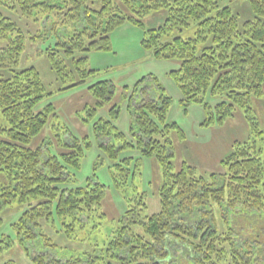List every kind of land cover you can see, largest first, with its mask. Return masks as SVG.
<instances>
[{
	"label": "trees",
	"instance_id": "trees-1",
	"mask_svg": "<svg viewBox=\"0 0 264 264\" xmlns=\"http://www.w3.org/2000/svg\"><path fill=\"white\" fill-rule=\"evenodd\" d=\"M246 1L253 20L240 25L238 15L228 6L219 8L216 0H0V171L8 179L0 183V226L3 209L17 200L26 205L12 223L19 244L34 240L32 230L38 228L44 246L64 253L43 234L40 220L83 244L60 259L31 256L34 264H264V127L254 107L264 94V0ZM161 9L164 21L147 29L141 43L154 58L179 63L169 75L181 94L182 111L199 106L201 127L222 126L237 112L246 124V138L233 140L220 159L223 173L199 174L184 158L176 167L167 136L172 128L180 140L185 136L175 122H167L172 98L152 76L134 84L126 101L128 133L120 131L115 121L121 106L112 103V81L87 79H94L98 70L88 68L87 57L77 54L110 50L109 35L116 27L126 21L142 27L144 16ZM4 11L33 18L57 37L59 27L72 26L71 34L56 40L58 48L50 49V68L60 82L68 83L55 93L90 83L86 89L94 105L81 122L91 123L97 148L111 160L114 187L125 205L117 217L108 219L102 209L105 186L94 174L84 185H72L90 148L87 136L79 139L61 124L52 147L43 148V142L32 147L57 118L52 104L44 105L55 93L46 91L35 67L18 69L26 35ZM191 20L198 25L195 38L164 40ZM208 39L211 44L198 49ZM145 81L150 87L138 88ZM98 109H105L108 118L98 117ZM131 148L158 163L159 210L152 214L145 213L144 194L130 193L123 184L129 171L122 163L131 158L120 156ZM14 244L4 236L0 252Z\"/></svg>",
	"mask_w": 264,
	"mask_h": 264
},
{
	"label": "rangeland",
	"instance_id": "rangeland-1",
	"mask_svg": "<svg viewBox=\"0 0 264 264\" xmlns=\"http://www.w3.org/2000/svg\"><path fill=\"white\" fill-rule=\"evenodd\" d=\"M216 3L219 8L228 6L237 14L240 25L245 20H253V15L246 0H216ZM4 13L12 21L16 22L26 35L25 49L21 55L18 69L30 66L35 67L40 73L46 91L50 93H55L59 88L67 85V82L62 83L56 78V75L50 68L48 57L49 53H51V48H58L54 46L58 37L63 38V34L64 37L67 34H71L73 31L72 26L65 25L64 28L59 27L57 37L53 32L50 34L45 27L34 22L33 18L26 19L21 17L19 13L7 11H4ZM165 17V10L161 9L159 11H152L150 14L144 16L141 19L143 23L142 27L126 21L110 33V50H92L77 54L87 57L88 68L98 70L94 79H87L90 81L91 79L93 81L105 79L112 81L115 89L112 103H117L121 106L119 115L115 121V125L120 131L125 134L128 133L129 114L126 109V101L129 94L133 91L134 84L142 77L152 76L172 98V103L167 114V122H175L185 136L184 141L180 140L176 132L177 129L173 128L167 136L173 142L172 146L175 150L173 162L176 167L179 166L181 160L184 158L196 168L199 174L204 172L223 173L220 159L229 150L233 140H243L246 138V124L241 114L237 112L232 119L226 121L222 126L201 127L200 123L204 119V113L199 106L189 107L186 113L182 111V107L179 104L181 94L169 75V72L175 70L179 63L176 60L154 58L151 52L145 49L141 43L146 30L162 24ZM197 30V22L191 20L188 26L181 27L180 30L174 29L171 31L169 36L164 37V40H170L174 36H179L182 39L195 38ZM31 35H37L38 37L31 39ZM209 44H211L209 39L200 42L198 43V49ZM59 53L63 55L62 49ZM63 58L66 63L70 62V57L63 55ZM74 73L77 72L75 71ZM146 82L138 83V88L150 87V83ZM89 84H81L66 91H59L45 99L44 105L48 103L52 104L57 118H53L42 134L34 139L32 147L35 148L42 142L44 143L43 148L46 144L52 147L53 145H50V142L54 143L53 134L60 135L61 124L66 125L68 131L79 139L87 136L90 141V148L84 154L81 167L74 173L76 182L72 185H84L87 177H92L94 174L96 180L105 186L106 195L102 202V209L108 219H113L124 211L125 205L120 197L119 189L114 187L116 179L114 180V177L110 173L111 160L97 148L91 130V123L85 124L81 122V119L88 118V109L94 105V99L86 89ZM124 96H126V99ZM207 100L211 104L215 102L210 98H207ZM254 107L256 110L255 115L260 125L264 127V94L261 100L255 101ZM97 112L98 117L103 116L108 118L105 109H98ZM3 124V119L0 117V125ZM52 126H55V129ZM64 136L67 138L68 135ZM103 141H107V139L104 138ZM50 149L54 153L62 151L58 147ZM120 157L131 158L128 160V163H122V168L129 171L128 178L123 184L127 186L130 193L138 191L144 194L147 204L146 214L157 212L159 210V202L156 193L160 184V175L156 158L143 157L139 150L132 148L130 151L123 152ZM135 164H138L137 168H135ZM133 168L136 169V179L134 177L133 179L131 178L132 173L130 172L133 171ZM117 180L120 183L121 178ZM7 182V177L0 171V183L7 184ZM133 186L136 187L135 190ZM65 187L69 186L65 185ZM25 209L26 205L14 200L2 211L0 239L8 236L15 240V244L11 248L0 252V264H8L9 261H11V264H34L31 260V256L34 255H46L49 259L53 257L60 259L64 255L68 256L69 252H73L72 249H81L83 247L82 242L78 243L76 240L67 238L62 232L55 231V229L49 227L43 220L39 221L41 231L52 239L51 241L56 244L57 251L63 249L65 250L63 251L64 253L59 254V252L53 250V247L44 246L42 244L44 236L37 235L39 232L38 228L32 230L35 233L34 240L25 244H19L15 238V229L12 223L19 218ZM81 219L85 221L84 216H81ZM105 230L109 231L108 228H105ZM27 251L30 252V255H28Z\"/></svg>",
	"mask_w": 264,
	"mask_h": 264
}]
</instances>
